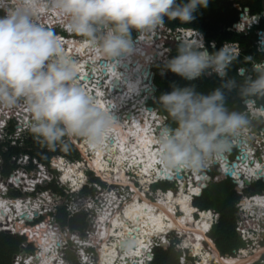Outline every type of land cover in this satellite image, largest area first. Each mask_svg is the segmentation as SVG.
I'll list each match as a JSON object with an SVG mask.
<instances>
[{
  "label": "clouds",
  "instance_id": "9594fccd",
  "mask_svg": "<svg viewBox=\"0 0 264 264\" xmlns=\"http://www.w3.org/2000/svg\"><path fill=\"white\" fill-rule=\"evenodd\" d=\"M207 5L208 0H0V105L14 106L23 100L32 117L31 132L45 144L54 146L66 137H80L90 144L99 145L114 130L111 110L101 105L80 85V67L66 52L63 40L54 30L36 23L35 17L46 13L51 7L62 18H67V29L85 41L94 40L97 29L103 27L100 53L105 57L120 58L135 47L133 31L145 34L163 24L167 26L165 17L178 20L181 24H190L197 10ZM237 8L240 16L243 15L239 17V25L244 23L243 18L245 21L254 18L259 26L252 31L264 32V16H261L264 10L260 14H251L248 7L237 5ZM243 29L234 30L232 27L229 31L242 33ZM180 30L184 31L188 42L180 40L178 45H173L172 50L177 47V54L171 59L170 54L166 64H159L166 65L168 71L184 80L193 81L207 74L208 77L216 75L222 84L208 94L199 93L192 86L174 87L162 94L159 103L175 127H168L165 116L149 105L157 101V92L148 107L153 109L157 119H164L162 127L165 133L159 142L161 162L172 169L200 171L209 161L230 152L242 142V133L250 125V113L257 109L256 100L264 97V54H260L261 60L248 57V66L237 70H241L240 76H243L237 81L234 77H228V72L242 53L240 46L241 52L235 57L224 44L216 51L217 43L213 42L216 49H212V42L206 41L199 31ZM187 32L191 33L189 37ZM161 71L166 74L163 69ZM152 74L155 81V70ZM233 89L241 97L242 110L231 109L227 105L226 90ZM6 138L7 135H0V141ZM7 141L18 140L7 138ZM62 176L63 173L58 178L60 191L63 186L69 188L62 182ZM210 176L207 175L208 179ZM86 180L76 192L87 189L92 193L93 186L90 187ZM38 187V190L44 189V186ZM90 200L91 207L88 206ZM44 204L52 215L76 204L79 209L75 212L68 210L70 215L89 214L95 221L103 208L90 196L73 201L67 199L60 205L51 201L52 207L47 202ZM249 221L254 225L260 222L254 216H250ZM250 231L263 238L261 245L264 246V224H259L257 231L252 228ZM245 248L246 245L242 249ZM234 256L221 255V258ZM213 261L215 257L210 253L209 263L213 264Z\"/></svg>",
  "mask_w": 264,
  "mask_h": 264
},
{
  "label": "bare ground",
  "instance_id": "6f19581e",
  "mask_svg": "<svg viewBox=\"0 0 264 264\" xmlns=\"http://www.w3.org/2000/svg\"><path fill=\"white\" fill-rule=\"evenodd\" d=\"M60 18L62 17H60V15L53 8H51L50 14L48 12L43 13L41 15L36 16L35 20L37 19V21H39L40 23L42 22L44 24L49 25L60 23V26L67 29V21L65 22L63 19L60 20ZM248 19V23L252 21L250 20V18ZM243 28H245L244 23L238 26V29L242 30ZM100 32L104 33V29H102ZM149 33L150 32H148V34ZM190 34V32L186 33V35L188 36ZM148 40L150 41L149 45L153 47V40ZM65 42L66 52L71 57L74 54V57L76 58L75 61L80 67L81 71L79 77H81V75H87V72L90 71L92 74L95 75L96 78L100 77L98 80L99 83L94 84L95 87L97 86V90L100 95V97L98 98L99 103L101 105L109 107L113 116L118 117L122 115V120L118 118H113L115 122L114 130L101 144L94 145L88 142L89 147L92 148L90 150H93V154L97 156L96 163L94 165L95 168H97L98 174L103 171L104 173H106V176H109L108 173L112 171L110 175L112 176L111 181L113 183H118V185L122 186L128 185L130 188H132V190L136 188V185L135 181L125 176L128 171L137 178L141 179L147 187L152 186L150 185L152 183L156 184L157 182H159L158 180L168 181L167 183H170L171 181L169 177H176V170L169 168L164 163H162L159 157V142L162 136L158 137V133H164H162V131L164 130L162 127L164 122L157 119L156 114L153 110H148V88L151 84L148 82L149 77L144 75L142 71L139 72L137 69H135L134 71L131 70L133 54L129 52L126 53L125 56L123 55L120 58L110 57L108 59L109 61H111L109 62V66L104 68L103 66L99 65V62L103 61L104 59V55L100 53L98 48L100 44L99 41L97 42L98 45H92L95 48L94 51H91L90 49L88 51L83 50L81 52L77 50L80 49L81 44L77 43L73 46V42ZM90 43L93 44L92 42ZM90 43L88 44V47L91 45ZM127 55H130L128 59H126ZM93 58L95 60L94 62H92ZM128 63L130 64V66L129 69H126L123 65ZM88 64H91V67H87ZM82 78L83 80H87L86 76H82ZM144 79H146V81ZM79 83H81L80 78ZM87 91L91 95L90 90ZM146 95L147 97L145 98ZM131 111L133 115L130 119H128L126 116ZM253 113L255 115L261 116L262 114L264 115V110H254ZM110 139H114V144L110 145ZM247 143L248 141L246 140L245 143L242 144V147L248 148ZM252 154L253 152H251V155ZM210 162L211 161H209L205 166L211 167L212 164ZM56 166H58L62 170L64 176V178H62V182H64L65 184H69L74 190L80 188V186L83 184L84 177L81 173L78 174V172L75 171V166H67L62 160L56 161ZM111 166H113V169H111ZM205 169L206 167L203 168V170ZM189 170L191 169H180L181 172H188ZM74 172L76 175H74ZM248 173L249 175L247 176V179L249 178V176H252L250 175V172ZM198 174H200V171H197V174L194 176L196 177V179L198 178ZM13 177L15 176L13 175ZM26 179L27 180L23 181L22 186L29 187L31 185H36L35 181L29 180L30 178L28 177ZM122 181L124 183L120 184V182ZM132 181L134 182L133 184H131ZM180 181L181 180H178L177 182ZM177 182L174 180L173 183L178 184ZM183 182L184 180L182 181V183ZM242 184L243 183L241 182L240 184L238 183L239 186H242ZM197 187L198 189L201 188V186L199 185ZM239 188L241 190V187ZM25 191H28V188H26ZM135 192L136 194L131 197L132 200L125 202L123 206H119L120 202L115 197H110V199H108V203L106 202L104 204V207H106V211L103 212V214H99V218L98 220H96L95 229L96 232L98 231V237H102L103 240H105L102 244V247L104 248H102V251H100L101 257L99 259V264H114L116 261L118 262L119 260H121V262H118L119 264H145L148 262L146 257H151L149 252L147 251H149L150 246L153 243L154 237H160L163 234H167L170 229H177L182 234H184V232L187 233L189 231L188 225L186 223H184L181 219L176 220L175 213L177 206H181V208H183L189 205L190 208H193V211L191 213L193 217L195 211L191 202L192 193L190 187L187 189L186 194L184 192V187H178L177 190L170 189L169 192L164 191V193L160 191L157 195L159 200L156 203L147 198V196L139 194L140 191L138 189H136ZM151 193L152 191L150 192V194ZM125 196L127 195L125 194ZM254 201V205L250 203L249 200L244 202L245 209L250 212L252 216L258 219H262L264 221V198L257 197L254 199ZM30 203L31 205L18 201L17 203H14V208L10 210L8 209L5 200H0V215L4 216L3 212L5 213V211L9 213L10 222H13L14 220L18 219V217L23 214L29 215L28 218L32 219V216H35L34 212H37L36 208L40 207V204H35L31 202V200ZM120 207H124V217L122 219H118V209H120ZM256 208H258V210H261L260 213L258 211H255ZM153 211H160L161 213L160 215H154L152 213ZM190 211L191 209L188 212L190 213ZM146 212H150L152 216H147V218H145V221L141 223L139 227V219ZM185 213L187 212H184V214ZM110 214L112 215L111 220L107 224L103 223V218L105 217L109 219L110 217L107 215ZM201 218V221L205 220L204 222L207 223V229L205 231L202 230L203 222L194 224V228L190 229L191 236H197L199 238V241L195 240L194 244L192 245L189 240H184L183 242V247H189L191 254L195 256L196 254L194 253L193 248H195L196 245L200 243L202 238H207L206 232L209 233L210 227H212L214 224L213 212H203L201 214ZM29 222H31V220ZM46 226L47 225H44L41 229L43 230V233H40L41 240H38V237L35 236V241L37 242V245H39L40 248L43 250V254L41 255V261L42 263L46 264H61L55 260L56 258L59 259L58 256L55 258V255L59 251L61 243H57V240H59L57 239V235H52L51 232L45 231ZM189 227H192L191 224ZM136 228H138L139 237L136 239L135 246L124 247L126 248V251L121 255L118 254L117 249L119 248L116 243L110 246L109 249L106 248V246L108 245V241L112 237H115L116 241L117 239L121 238L125 233H132L133 230H135ZM21 231H23V227L16 232ZM35 234L37 235V233ZM204 241L205 240L203 239V242ZM163 244H166V242L163 241L162 245ZM200 252L201 251L197 250V255H201ZM260 252L261 251L257 252L254 257H249L248 250H243L241 257L237 256L234 258H220L219 254L216 252L213 253V255L215 258L217 256V260L219 261V263L240 264L253 260L256 256H258V254H260ZM52 253L54 255L50 257V255L48 254ZM202 257L204 258L206 257V255H203ZM38 258H40V256H38ZM36 261L37 263L41 262L38 260Z\"/></svg>",
  "mask_w": 264,
  "mask_h": 264
},
{
  "label": "trees",
  "instance_id": "16d2710c",
  "mask_svg": "<svg viewBox=\"0 0 264 264\" xmlns=\"http://www.w3.org/2000/svg\"><path fill=\"white\" fill-rule=\"evenodd\" d=\"M237 5H239L242 8L248 7L250 9L251 14H260L264 10V0H208L207 7L198 9L197 12L195 13L194 20L190 24H186V25L181 24L178 20H169L167 17H165L164 23L172 29H193L199 31L204 35L206 41L217 43L216 51H218L220 47L225 43H238L239 46L241 47L242 53L238 59L234 60L228 72V77H234L236 75L237 70L240 67L245 68L248 66V61H247L248 57H252L256 60L262 59L261 58L262 56L257 53L256 48L254 47L256 41L255 31H250L248 34L237 33L232 30L229 31V29H232L233 25L239 22L240 19L239 17L241 12L237 8ZM248 21L249 19L246 20V24H248L247 23ZM260 28L261 29L263 28V24ZM147 35L148 33L140 34L139 36L141 38L139 39L138 43L135 44L133 50H131L133 54V61L131 67L132 71L137 69L138 71H142L143 73L144 67L152 68L153 64L157 63L163 57L162 53H159V51L155 50L154 46L153 48L149 45L150 41L146 37ZM156 54H158L157 58L154 57ZM176 54H177V47H174L170 59L174 57ZM134 64L136 65L134 66ZM165 66L166 65H162L161 68L166 72V74L159 75L157 73L155 76V83L158 86V91L156 93V100L158 102L157 107H160V113L167 118V126L175 127L173 121L167 116V113L160 105L159 97L164 93L170 92L174 87H185V86H192L196 89L197 92L208 94L211 91H213L215 88L220 87L222 84V80L216 75L212 77H208L207 74H205L196 80L188 81L171 73L166 69ZM153 91L155 90L153 89V86L150 85V87L148 88L147 103L150 100V98L153 97V93H154ZM90 92H92V88H90ZM226 101L228 107L231 109L242 110L243 108L241 97L235 89L226 90ZM241 148L244 147L241 146ZM244 152L251 155L252 151L249 150L248 148H244ZM55 153L56 152H53L52 155H55ZM56 161L57 160L54 161V165H56ZM253 161L255 163L256 160L254 159ZM216 162L218 163L217 165L220 166L223 164L220 157L217 158ZM259 167H260L259 164H256V166L252 167L251 169H248L246 166H242L241 170L242 173H244L246 176H248L249 175L248 172H250V175L254 177L256 173V169ZM13 168H14L13 166L7 164L5 166V170H6L5 175H8L13 170ZM204 174L205 173L201 172L199 175L201 179L200 185L201 183L208 181L207 175ZM215 178H217L216 174H215ZM12 180H15L17 184L21 183L22 185L23 181L27 179L20 176V178H18V180L20 181L15 179V177H13ZM178 180L179 179H177V181ZM34 181L36 182L37 185L39 184L38 182L40 180L34 179ZM219 182L223 184L225 192L224 195L216 197L217 199H220L218 200V204H214L213 202L214 199H210V197L208 196L207 189H204L201 197L195 199L193 204L196 208H198L199 211H209L213 209L220 214L219 222L216 225H214V227L212 228L210 237L213 239L217 249L219 250L222 256L232 257L234 256L235 251L245 247L244 246L245 243L241 240L236 230L237 221L239 218L238 217L239 209L237 208V204L242 200L243 196L256 195L263 192L264 183L255 184L250 189L241 192L228 181L226 182L219 181ZM52 186L54 191L55 192L57 191V193L60 194L61 191L54 185ZM197 190L198 187L192 185V197L198 196ZM87 191L88 190L85 189V192ZM0 200L3 199L1 198ZM44 201L46 202V200ZM182 209H183V213L187 212V214H189L188 211L190 209L191 212L193 211V208L192 207L190 208L189 205L183 207ZM63 211L64 209H61L58 211L57 214V220L61 224L68 223L74 230H84L87 227L88 224L84 216L76 215L73 218L67 219ZM152 213L154 215H160L161 212L153 211ZM147 216H152V215L150 212L144 213V215L139 219L138 226L141 225V223L145 220V218H147ZM0 222H3V220L0 219ZM13 222L15 229L13 228L11 229L15 232L20 228L24 227V223L18 222L17 219L14 220ZM41 231H42L41 233H43V230ZM33 232L34 230L28 229V227L25 230V233L28 235L30 234L31 236ZM129 236H132V240L131 238H129ZM138 236L139 234L137 233V228H136L135 230H133L132 233H125L121 238L117 239L115 242L116 245L119 246V248H122L121 243L124 241L125 242L129 241L130 245L127 246L130 247L135 246L136 244L135 241L138 238ZM25 241H27L26 237H19L6 233H0V264H12L14 255H16L19 252L21 244L24 243ZM162 246L166 247V244H163ZM80 255H82V253H80ZM87 256L90 255L87 254ZM180 256L181 253L175 250L174 247H170L167 250H164L159 247L156 248L154 251V259L152 264H179ZM190 259H191V255L189 256V260Z\"/></svg>",
  "mask_w": 264,
  "mask_h": 264
},
{
  "label": "built area",
  "instance_id": "2783aa9c",
  "mask_svg": "<svg viewBox=\"0 0 264 264\" xmlns=\"http://www.w3.org/2000/svg\"><path fill=\"white\" fill-rule=\"evenodd\" d=\"M261 16H264V12L261 13ZM62 19H64V18H60V20H62ZM57 20H59V19H57ZM252 20H254V18ZM242 21L244 22L245 19L243 18ZM43 26H44V24H43ZM255 26H259V23L254 20L253 23L247 25L243 29L242 33L248 34L250 31L254 30ZM47 27L52 29V30H57V28H55V27H58V29H59L62 26H60V23H56V24H52V25L47 24ZM64 29L70 34V37L67 39L61 38L63 40L64 44H66L65 41L74 42V41H80L81 40V38H78V39L74 38V36L76 34L72 33L71 31H68L66 28H64ZM96 33L101 34L100 30H97ZM134 33H136V39L139 40L141 38L139 36L140 33H137L136 31H134ZM192 33L196 34V32H192ZM256 33H257V40L255 42L256 50L259 54L263 55L264 54V44H262V43H264V35H262L260 32L259 33L256 32ZM197 35L200 36V34H197ZM146 37L148 39L153 40L152 45L155 46L157 51H159V53H162V56H163L161 58V60H159L157 63L153 64V67L151 68V71L153 73H154L155 68L157 67V64H159V63L166 64L167 63V61L169 60V55L172 52L173 45H178L180 40H184V41L188 42V40H186L187 36L186 37L184 36L183 30H180V29L174 30V29H171V28L165 26L164 24L159 26L155 30L151 31ZM132 39H133V37H132ZM210 46L212 49H216L215 43H213V42L210 43ZM223 46H228L230 48V50L233 51L235 57L238 56L239 53L241 52L239 45L237 43H228V44L225 43ZM72 58L74 60L76 59L74 57V54H73ZM263 60H264V58H263ZM239 71L241 73V70H239ZM12 109H13L12 106L0 105V123L2 125H4L6 122L11 120V113H12L11 110ZM18 109H19V107H18ZM22 109H24V108L23 107L20 108V110H22ZM258 110L262 111L264 109L258 108V106H257V109L255 111H258ZM164 119L167 120L166 117H164ZM249 119H250V125H249L248 129L242 133V137H241L243 139V141H246V140L248 141V143H247L248 149L253 152L252 155L248 156L249 157L248 161L246 163H241L240 160L238 161L236 159H233L234 153H231L232 152L231 151V152L224 154V156L228 159V162H225L220 158L222 160L223 164L221 166L220 165L217 166L218 163L216 162L217 161V158H216L212 161L214 165H211V167L210 166L207 167V169H205L206 171L201 170L202 173H205L204 175H208V174H212L213 170L215 169L216 174L218 175V178L220 181H222V182L228 181L229 183H231L232 185H234L238 189H240L239 187H241V190H240L241 192H244V191L250 189L255 184L264 183V164H263L264 163L263 162L264 161V115L263 114L261 116L255 115L252 111L250 113ZM2 125H0V128H3ZM241 146L242 145H240L239 148L237 147V151H236L237 153L235 154V155L239 156V158H241L242 155L244 154V148H241ZM253 158L256 160L255 163L259 164L260 167L256 169V173H255L254 177L249 176V178L247 179V176L244 175V173L243 174L241 173L242 172L241 168H242V166H246L248 169L255 167L256 164L254 163ZM233 163H237L238 166L235 168L234 174L232 176H229V175H227V172L231 171V166ZM30 164L31 163H29L28 165H22V166H26L25 168H28ZM0 167H1V165H0ZM38 167L40 169L39 172L40 173L42 172V174L47 176V179L50 180V176L48 174H46L44 171L45 167L42 165H39ZM218 169H220L219 172L217 171ZM56 170L59 171L58 168ZM189 172H190V170H189ZM181 174L185 175V172H181ZM13 175L15 176V179H17V180H18V178H20V176H23L25 179L27 177H30L31 180L33 178H35L36 176H31L28 171H24V170H15L14 172H12V174L8 178H3V176L0 173V199L2 198L3 200H5V202L7 203L8 209L11 210L12 208H14V205H15L14 203H17L18 201H21L22 203H25V204L28 203L31 205V203H30V200H31V202H33L35 204H37V203L40 204V207L36 208L37 212H34V215H36V216H32V219L28 218L29 215H27L26 219L21 218V215L17 219L18 222L24 223V225L26 227H28V229H30L31 226L36 224V222L42 216H44L45 213L47 212V209L44 207L45 206L44 200H42L41 198H38V196L36 198L32 197V195H38V193H37L38 188H39L38 186H43L44 180L42 179L41 183H39L37 185H31L28 187V186H22L21 183L17 184V182L15 180H12ZM36 175H40V174L37 173ZM237 175H239V176H237ZM18 181H20V180H18ZM245 181H249L250 185L249 186L245 185ZM239 182L243 183V185L239 186L238 185ZM159 183L173 185V183H167V181L157 182L156 184H159ZM204 183L205 182L201 183V188H202V185ZM156 184H153L152 187L156 186ZM196 185H197V183H196ZM176 187L177 186L174 187L175 190L177 189ZM26 188H28V191H25ZM121 189H122V191H116L117 189L112 188L110 190H106V191L104 190L100 193V195L102 197L103 208L99 210V214H103V212L106 211L105 210L106 207H104V204L106 202L108 203V199H110V197L115 193H117L116 197H118V201L120 202L119 206L120 205L123 206V204L126 201L132 200L131 197H133V195L135 194V190H132V188H130V187H128V189L127 188H121ZM169 189L170 188H168L165 191L168 192ZM160 191L162 193H164V191L161 190L160 188H156V189L152 190L151 194H149V196H151V198L153 199L154 203L158 202L159 199H158L157 195H158V192H160ZM124 192L127 193L126 194L127 196H125ZM153 195H154V197H153ZM41 196H43V194H41ZM196 197L197 196L192 197L193 198L192 199V205H193V202H194ZM257 197L264 198V191L261 192V194H259V195L256 194V195H250V196L249 195L243 196L242 200L237 204V208L239 209V214L242 215V214L246 213V215H248L245 218L246 220H250L249 217L252 215L250 212H248L245 209L244 202L249 200L250 203H252L254 205L255 204L254 199ZM88 206L91 207V200L89 201ZM193 207H194V211H195V213L193 214V217L195 219L196 216L198 215L197 220L199 221L201 219V214L203 212H200L194 205H193ZM78 209H79L78 205H76V204H73L72 206H68V210H70L71 212H75ZM255 211H261V210H258V208H256ZM207 212L208 213L213 212V218H214V224H215L219 220L220 214L218 212H216L215 210H209ZM3 214H4V216L0 215V218H3L2 219L3 222L0 223V233H6V234L13 235V236H21V237H24L27 235L25 232L23 233L22 231L21 232L13 231L11 229V226L7 225L8 224L7 222H10L9 213H7L5 211V213L3 212ZM175 215L177 217L183 218L182 210L180 208H177ZM240 215L238 216L239 218L237 221L236 230H237L238 235L240 236L241 240L245 243L246 248L245 249H239V250L235 251L234 254L236 256H241L242 251L248 250V248L251 246L257 245V247L259 249L261 247H264L260 243V239H259L260 237L258 235H253V233L250 231V228L257 231L259 228V224L255 223V225H254L253 222L250 223V221H246V220L245 221L241 220V222H240ZM109 217H111V215H109ZM30 220H31V222H29ZM255 220H256V218H255ZM10 223L12 226L14 225V222L13 223L10 222ZM8 228H10L11 230H9ZM48 228L51 230L52 226L49 225ZM171 230H169L167 232V234L161 235L164 238H162L161 236L153 238L154 239L153 243L150 246L149 251H147V252H149V254L152 255V257L151 258L146 257L148 259V262L145 263V261H144L145 264H152L153 259H154V251H155V248H157V247H162L165 250L169 249L170 247H174L178 252L181 253V256L179 258V261H180L179 264H191L189 261H187V259L189 258L188 257L189 252H191V251H190L189 247H186V248L183 247L184 240L186 238L188 239L191 236V233L182 234L177 229H171ZM209 233H210V231H209ZM72 234H73V241H74L75 245L77 246V249H79V250L81 248H84V247L95 248L94 245L96 242L103 243V241H104L102 237L101 238L98 237V231L91 233L89 235L90 240L78 238L76 236V232H72ZM93 234H95V236ZM29 236H30L29 238H32L31 235H29ZM163 241L166 242V247L162 246ZM251 241H252V243H251ZM203 244H204V242H203ZM27 248H28V241L21 244L19 252L16 255H14V257H13L12 264H22V263L23 264H27V263L46 264V263H42V261H41V255L43 254V250L41 248L38 250V253L36 255H32V254L30 255L29 253H27L26 252ZM257 251L255 252V254L257 253ZM80 253H82V251ZM48 255H51V254H48ZM38 256H40V258H38ZM82 257H83V259H82L83 264H92V262H91L92 257L91 256L84 257V255H83ZM191 257H193L195 261H198V263H202V259H200L199 255L195 256V255L191 254ZM36 260L41 261V262L37 263ZM118 262H121V260H119ZM118 262L116 261L114 264H119ZM208 264H210V263H208Z\"/></svg>",
  "mask_w": 264,
  "mask_h": 264
},
{
  "label": "flooded vegetation",
  "instance_id": "af4514ba",
  "mask_svg": "<svg viewBox=\"0 0 264 264\" xmlns=\"http://www.w3.org/2000/svg\"><path fill=\"white\" fill-rule=\"evenodd\" d=\"M47 12L49 14L51 13V7L48 9ZM63 20L66 22L67 18H65ZM35 22H36V20H35ZM38 24L43 25L42 22L38 23ZM44 26L47 27L45 24H44ZM102 29H103V27L102 28L100 27L97 30L101 31ZM54 31L61 38L67 39L70 37V34L63 27H60L59 29L54 30ZM102 36H103V33H101V34L96 33L94 40L85 41L81 38L80 41H74L72 44H73V46L77 43L81 44L80 49H77V50H79V52H81L83 50L88 51L90 49H91V51H94L95 48L92 45H94V44L98 45L97 42L98 41L101 42ZM74 38L78 39L80 37L75 35ZM82 42H84V43H82ZM90 42H92L93 44H91ZM89 43L91 45L88 47ZM129 57H130V55H127L126 59H128ZM90 73H91V71L87 72V75H81V77H79L81 79V83H83V84H81V83L80 84L82 87H84L87 90H90V88H93L91 95L98 101V98L100 97V95H99V92L97 90V86L95 87L94 84L99 83L98 80L100 77L96 78L95 75L93 74L94 78L89 79L90 75L92 74V73L91 74ZM82 76H86L87 80H83ZM146 97H147V95L145 96V98ZM145 105H147V104H145ZM149 105H150V103H149ZM152 105L157 110H160V108L156 106L155 102H152L151 106ZM263 106H264V104H263ZM12 107H13V109L11 110V112H12L11 113V120L6 122L4 125L0 124L3 126V128H0V135H3V136L7 135L8 139L14 138V139H17L18 141L17 142L16 141H7V138L5 141L4 140L0 141V165H1L0 173L3 176V178H8L12 174V171H11L8 175H5L6 174L5 166L7 164H9L10 166L15 167V169L13 168L14 171L15 170L28 171L31 176H36L35 179L36 178L38 180L45 179L44 180L45 182H50L51 180H55L53 182L56 183V182H58L56 178L61 177L62 173L54 172L53 168H52V163L55 160H58V161L62 160V161H64V164L67 166L68 165L78 166L77 167L78 171L80 173L82 172L81 174L84 175V181H85V179H87L86 181L88 182V185L91 187L93 186L94 193H91L90 190H88L87 192H85V191L83 192L81 190L76 192L72 187H69L67 189L66 187L63 186V188L59 194V193H57V191L55 192L53 189L52 185L55 186V183H54V184L47 186L46 188L44 187V189H41V190L39 189V191H37L38 195H32L33 198H36L38 196V198H41L42 200H46V202L48 204H50L49 197L51 195L55 196L58 200H63V201H67V199H69V201H73L75 199L77 200L78 198L83 197L84 195L90 196L92 198L94 197V199L97 200V198H99L100 193L102 191L110 190V189L115 187V186H113L115 184H110V186H108V188H105V187H107V185L105 186V183L107 181L102 179V177H100V175L97 172V168H95V165L91 164L92 166H90L89 160L85 159L86 158V157H84L85 154H83V151L81 149V147L83 145L84 138L66 137V138H64V140L62 142H58L54 146L45 144L44 142L39 140L37 137H35L31 132L32 117H31L30 112H28L29 110H28V107L25 104V102L23 100H21ZM18 107H19V110H17ZM21 107H23L24 110L23 109L20 110ZM24 117H26V118H24ZM25 120H27V121H25ZM163 131H165V130H163ZM244 142L245 141H243V139H242V144ZM86 147H88V146H86ZM237 147L239 148V146H237ZM237 147H235L231 150L232 151L231 153H234L233 159H236L238 157L237 155H235L237 153L236 152ZM53 152H56L55 155H52ZM86 154H89V153L86 152ZM246 154L249 156L248 153L244 152V155H246ZM94 157L92 154H90L91 160L94 159L93 164L96 163L97 156H94ZM29 163H31V164L29 165L28 168H25L26 166H22V165H28ZM39 165L44 166L45 167V169H44L45 173L48 174L53 179H51L49 181L47 179V176L43 175L42 172L40 173L39 172L40 169L38 167ZM55 167H57V166H55ZM37 173H39L40 175H36ZM54 177H55V179H54ZM129 178H131V180H133V178H135V177L131 173L129 175ZM84 181H83V184H84ZM206 183H207V181L202 185L203 191L205 189L204 185ZM102 186H105L103 188L104 190L102 189ZM117 186L122 187L121 185H117ZM96 187H98L99 189ZM41 194H43V196H41ZM97 203L99 206L103 204L102 201H99V200H97ZM44 207L47 209V205H45ZM63 212H64V215L67 217V219L73 218V216L70 215V213L68 212L67 207L64 208ZM57 214L52 215V214L46 212L45 215L42 216L36 222V224L31 226L30 229L34 230V232L32 233V238H29L30 234L29 235L27 234L26 236H24V237H26V240L28 241V248H27L26 252L29 253L30 255L31 254L36 255L38 253L40 246L37 245V242L35 241V236L38 237V240H41V234H40L42 232L41 229L43 228L44 225H47L45 227V231L51 232L52 235L53 234L57 235V239L60 240V242H59V240H57V243H61L59 251L55 255V258L57 256L59 258V259H57V258L55 259L57 262H59L61 264H72L71 261L69 260V258L72 259L73 257H75L77 264H83L82 256L84 254L83 252H85L86 254H88L92 257L91 260L94 262V264H99V261H100L99 259L101 257L100 251H102V248H104V247H102L103 243L97 242L94 245L95 248H90V249L88 247L82 248L81 249L82 255H80V251H79V249H77V247L75 246V243L73 241V234H72V232H76V236L78 238L90 240L89 235L91 233L96 232V230H95L96 229V221L91 222V224H90V223H88L89 221L87 218L88 217L93 218V217L90 216L89 214H87V215L84 214L85 216L81 214L82 216L85 217L86 222L89 225H87V227L84 230H74L68 223L67 224H61L57 220ZM49 225L52 226L51 230L48 228ZM39 227H41V228H39ZM23 229H24V227H23ZM25 230L26 229H24L22 232L24 233ZM137 230H138V228H137ZM57 232H58V234H57ZM35 233H37V235ZM93 235L95 236V234H93ZM19 237H21V236H19ZM27 241H25V242H27ZM204 242H206V241H204ZM135 243H136V241H135ZM53 255L54 254L52 253L50 255V257ZM52 263H53V261H52Z\"/></svg>",
  "mask_w": 264,
  "mask_h": 264
},
{
  "label": "rangeland",
  "instance_id": "374dc122",
  "mask_svg": "<svg viewBox=\"0 0 264 264\" xmlns=\"http://www.w3.org/2000/svg\"><path fill=\"white\" fill-rule=\"evenodd\" d=\"M36 22L37 23H40L39 21H37V19H36ZM246 23V21H244V25H245V27L249 24L248 22V24H245ZM136 37V33H134V31L132 32V37ZM130 53H132L131 51H130ZM161 64H157V67L155 68V76H156V74L159 72V71H161L162 70V68H161ZM140 72V71H139ZM243 76H240V71H237L236 72V75L234 76V78L237 80V81H240L241 80V78H242ZM145 78H146V76H145ZM150 87V86H149ZM237 91V90H236ZM154 92V91H153ZM155 93V92H154ZM154 93H153V95H154ZM237 93H238V91H237ZM152 98H150V100H151ZM149 100V101H150ZM156 100V99H155ZM149 101H148V103H149ZM256 102H257V104H258V108H261V109H263V106H261V105H259V104H264V97H259V98H257V100H256ZM147 103V104H148ZM152 103V102H151ZM151 103H150V105H151ZM155 104H156V106H157V104H158V102L156 101L155 102ZM149 106V105H148ZM160 108V107H159ZM160 111V110H159ZM1 124V123H0ZM163 126H164V124H163ZM164 129V128H163ZM165 130V129H164ZM165 133V131H162V133ZM164 133L163 134H161V132H159L158 133V137H161V136H163L164 135ZM88 144V145H87ZM86 146H88V147H86ZM81 149H82V151H83V154H85L84 155V157H86L85 159H87V160H89V163H90V166H92V165H94L93 163H94V159H92L91 160V158H90V154H92L93 155V157L94 156H96L95 154H93L94 152H93V150H90V149H92V148H90L89 147V143H88V141L86 140V139H84V141H83V145H82V147H81ZM86 152L87 153H89V154H86ZM95 158V157H94ZM58 161V160H57ZM60 161V160H59ZM213 161V160H212ZM210 162L212 165H214L213 164V162ZM92 164V165H91ZM56 166V165H54V161H53V163H52V168H53V171L54 172H56V170L55 169H57L58 168V170L62 173V170L57 166V167H54ZM22 167V166H21ZM74 167V166H73ZM78 166H75L74 168H75V171H77L78 172V174L80 173L79 171H78V168H77ZM206 167V169H207V166H205ZM77 168V169H76ZM14 169H15V167H14ZM111 169H113V166H111ZM203 170V169H202ZM14 170H12V172H13ZM101 171V170H100ZM112 172V171H111ZM110 172V173H111ZM184 172V171H183ZM216 172V170L214 169L213 170V172H212V174H211V176L209 177V179H208V181H207V183L204 185V188L205 189H207V192H208V196L210 197V199H214L213 200V202H214V204H218V200H220V199H217L216 197L217 196H221V195H224V192H225V190H224V186H223V184L222 183H220L219 181V178H218V175L215 173ZM82 173V172H81ZM110 173H108L109 174V176H106V173H104L103 171H101L100 172V177H102V179H104V180H106L107 182L105 183V186L107 185V187H105V186H102V189L105 187V188H108V186H110V184H115V185H113V186H115L114 187V189H116V186L118 185V183H113L111 180H112V176L110 175ZM179 173H181V171L179 172ZM192 173V174H191ZM200 173H201V170H200ZM131 173L128 171L127 173H126V175L125 176H127V178H129V175H130ZM197 174V171H192V170H190V172L188 171V172H185V175H182V179H179V180H181L180 182H178V184H175V183H173V186L172 185H167V184H163V183H160V184H156V186H154V187H152V186H146V184L141 180V179H139V178H137L136 176H134L135 178H133V181H135V184H136V182H138V184H136V188L134 189L135 191H136V189H138L139 191H140V193L139 194H143L144 196H147V198H149L150 200H152L153 201V199L151 198V196H149V194H150V192L153 190V189H156V188H160L161 190H163V191H165V190H167L168 188H170V189H173V190H175L174 189V187L175 186H177L176 188H178V187H184V192H185V194H186V192H187V189L190 187V189H191V193H192V185H194V186H196V183H197V185L199 184V186H201L200 185V181H201V179H200V177H199V175L200 174H198V178L196 179V177H194L195 175ZM215 174H216V176H217V178H215ZM74 175H76L75 174V172H74ZM83 177H84V175H83ZM28 178H30V177H28ZM39 178V177H38ZM62 178H64V176H62ZM34 179L35 178H33L32 180L34 181ZM37 179V178H36ZM51 179H53V178H51L50 177V180ZM54 179H55V177H54ZM57 179V181L58 182H53V181H55V180H49L50 182H45V183H43V186L46 188L47 186H49V185H51V184H54L55 183V187H57L59 190H60V186L58 185V183H60V181H59V179L58 178H56ZM169 179H170V183H172L174 180L177 182V176L176 177H169ZM174 179V180H173ZM196 179V180H195ZM30 180V179H29ZM43 180H45V179H43ZM184 180V182L182 183V181ZM41 181H42V179L38 182V183H41ZM83 181H84V178H83ZM111 181V182H110ZM131 182V184H133L134 182ZM159 182H162V180H158ZM116 182H118V181H116ZM168 182V181H167ZM195 182V183H194ZM122 183H124L123 181L122 182H120V184H122ZM125 183H127V182H125ZM154 183H152V184H150V185H153ZM243 185V184H242ZM67 187H71L69 184H67L66 185ZM122 186V185H121ZM91 187V186H90ZM122 187H124V186H122ZM122 187H117L118 189L116 190V191H122ZM97 188V187H96ZM125 188V187H124ZM128 189V188H127ZM151 189V190H150ZM170 189H169V191H170ZM91 190H92V193H94V189L93 188H91ZM104 190V189H103ZM177 190V189H176ZM39 191V190H38ZM106 191V190H105ZM168 191V192H169ZM146 193V194H145ZM116 194L117 193H115V194H113L111 197H115L116 199H118V197H116ZM124 194H127L126 192H124ZM135 194H136V192H135ZM93 195V194H92ZM85 196V195H84ZM101 196V195H100ZM99 196V199L97 198V200H99V201H102V197H100ZM86 197H88V196H86ZM153 197H154V195H153ZM93 199H94V197H93ZM138 199V198H137ZM217 199V200H216ZM51 201H53L56 205H60V203L63 201V200H58L55 196H53V195H51L50 196V202ZM129 201V200H128ZM195 201V200H194ZM217 201V202H216ZM127 202V201H126ZM97 205H98V203H97ZM50 206L52 207V205L50 204ZM99 206V205H98ZM101 206V205H100ZM177 208H181V206H177L176 207V210H177ZM181 210H183L182 208H181ZM37 211V210H36ZM123 211H124V207H120V209H118V219H122L123 217H124V214H123ZM259 213H260V211H258ZM263 212V211H262ZM183 213V212H182ZM191 211H190V213L189 214H187V213H183V218L182 217H177L176 216V220H178V219H181L184 223H186L187 225H188V229H189V231L187 232V233H190L191 231H190V229H193L194 228V224H197V223H199V222H203V225H202V230L203 231H205L206 229H207V223L206 222H204L205 220H203V221H201V219L203 218V215H202V218L198 221H196L192 216H191ZM111 215V214H110ZM113 215H114V213H113ZM240 215V214H239ZM107 216H109V215H107ZM106 216V217H107ZM248 215H246V213H244V214H242V215H240V222H241V220H246L245 218L247 217ZM111 218H112V215H111V217L108 219V218H103V223H108L110 220H111ZM250 218V217H249ZM88 219V223H90L91 224V222H94L95 220L93 219V218H90V217H88L87 218ZM255 219V218H254ZM264 219V218H263ZM256 220H258V218H256ZM189 221V222H188ZM246 221H249V220H246ZM259 223L258 224H264V221L262 220V219H259ZM219 222V220L214 224V225H216L217 223ZM10 225H11V223L10 222H8ZM13 223V222H12ZM189 224H191V228L189 227L190 225ZM204 224H205V226H204ZM89 225V224H88ZM201 227V226H200ZM11 228H13V229H15V227H14V225L12 226L11 225ZM27 227L26 226H24V229H26ZM212 227H210V229H211ZM9 229V228H8ZM21 229V228H20ZM23 229V230H24ZM209 229V230H210ZM171 230V229H170ZM17 231H19V230H17ZM137 233L139 234V231L137 230ZM184 233H186V232H184ZM205 233V232H204ZM194 234V233H193ZM206 234H207V238L206 237H204V238H202L201 239V241H200V243L199 244H197L196 245V247L195 248H193L194 249V253L197 255V253H196V251L197 250H199V251H201L200 252V254L201 255H199L200 256V259H202V263H198V261H195L194 260V258L193 257H191V259L189 260V258L187 259V261H189L191 264H208L209 263V261H210V259H208V258H210L209 257V254L210 253H215L214 252V250H213V247L212 246H214V245H212V244H214V241H213V239L210 237V234H208V232H206ZM259 235V234H258ZM195 235H192V236H190L188 239L186 238L185 240H189L190 242H191V245L192 244H194V242H195V240H198L199 241V238L197 237V236H195ZM198 239H197V238ZM129 238H131V240H132V236H129ZM163 238V237H162ZM259 238V237H258ZM134 239H135V237H134ZM203 239L206 241V242H204V244H203ZM260 239V243L262 242V240H263V238H259ZM114 243H116L115 242V237H112L109 241H108V245L106 246V248L107 249H109V247L110 246H112ZM128 245H130V244H128ZM190 245V246H191ZM76 246V245H75ZM195 246V245H194ZM245 246V245H244ZM118 248H119V246H118ZM157 248H159V247H157ZM156 249V248H155ZM162 249H164V248H162ZM118 250V254H123L125 251H126V248H119V249H117ZM165 250V249H164ZM167 250V249H166ZM176 250V249H175ZM258 250V251H257ZM248 251H249V257H254L256 254H255V252L257 251V252H259V251H261L260 252V254H258V256H256L253 260H251V261H248L247 262V264H256V263H259V264H264V247H261L260 249L257 247V245L256 246H251V247H249L248 248ZM190 254H191V252H190ZM203 255H206V257H202ZM235 255V254H234ZM150 256L152 257V255L150 254ZM190 255H188V257H189ZM215 256H216V254H215ZM236 256V255H235ZM234 256V257H235ZM150 257V258H151ZM241 257V256H240ZM221 258V257H220ZM69 260L71 261V263L72 264H77V262H76V260H75V257H73L72 259H70L69 258ZM148 260V259H147ZM214 260V259H213ZM182 261V260H181ZM92 262V264H94V262L93 261H91ZM222 264V263H219V261L217 260V256H216V258H215V261H213V264ZM212 264V263H211Z\"/></svg>",
  "mask_w": 264,
  "mask_h": 264
},
{
  "label": "water",
  "instance_id": "95a60500",
  "mask_svg": "<svg viewBox=\"0 0 264 264\" xmlns=\"http://www.w3.org/2000/svg\"><path fill=\"white\" fill-rule=\"evenodd\" d=\"M246 11H248V9L246 8L245 9ZM240 17H243V15H241ZM257 19H258V17H257ZM238 26H239V23H237V24H235L234 26H233V28H234V30H236L237 28H238ZM261 34L262 35H264V32H261ZM135 41V44L136 43H138V41L139 40H134ZM262 44H264V43H262ZM154 57H158V54H156ZM110 57H105L104 56V59H103V61H100L99 62V65L100 66H103L104 68H106L107 66H109V62H111V61H109L108 59H109ZM95 60H94V58L92 59V62H94ZM113 61V60H112ZM136 64H134V66H135ZM126 69H129V66H130V64L128 63V64H124L123 65ZM87 67H91V64H88L87 65ZM106 70H108V69H106ZM91 74V73H90ZM143 74L144 75H146L147 77H149V79H148V82L153 86V89L155 90L154 92H157V90H158V87L154 84V81H153V74H152V72H151V68L150 67H147V68H143ZM158 74L159 75H165V73L164 72H162V71H159L158 72ZM91 78H94V75L93 74H91L90 75V79ZM145 81H146V79H144ZM154 96V95H153ZM153 102H155V101H153ZM148 110L149 111H151L152 110V108H148ZM133 115V113H132V111L131 112H129L128 114H127V118L128 119H130L131 118V116ZM113 118L115 119V118H118V119H121L122 120V115H120V116H113ZM158 119L160 120V121H163L164 122V119L162 118V117H158ZM112 144H114V139H110V145H112ZM240 145H242V142L238 145V146H240ZM108 150H111V149H108ZM231 152V151H230ZM220 158L223 160V161H225V162H228V159L224 156V154L222 155V156H220ZM236 160H240L241 161V163H246L247 161H248V155L246 154V155H242V157L241 158H239V156L236 158ZM238 166V164L237 163H233L232 164V166H231V171H228L227 172V175H229V176H232L233 174H234V172H235V168ZM176 170V176H177V178L178 179H182V175H181V173H179L180 172V169H175ZM218 172L220 171V169H218L217 170ZM245 185H250V182L249 181H245ZM202 193H203V189L202 188H200V189H198L197 190V195H198V197H200L201 195H202ZM213 210V209H212ZM21 218H24V219H26L27 218V215H25V214H23V215H21ZM129 244V241H127V242H122L121 243V246H122V248H124V247H127V245ZM212 245H214V244H212ZM213 247V250H214V252H216V253H218L219 254V256L221 257V254H220V252H219V250L217 249V247H216V245H214V246H212ZM226 257H228V256H226ZM256 259V258H255ZM240 264H247V262H245V263H240Z\"/></svg>",
  "mask_w": 264,
  "mask_h": 264
}]
</instances>
